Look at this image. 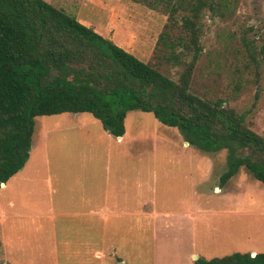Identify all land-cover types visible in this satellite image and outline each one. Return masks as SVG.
Listing matches in <instances>:
<instances>
[{
	"label": "rangeland",
	"instance_id": "374dc122",
	"mask_svg": "<svg viewBox=\"0 0 264 264\" xmlns=\"http://www.w3.org/2000/svg\"><path fill=\"white\" fill-rule=\"evenodd\" d=\"M46 1L164 74L177 79L182 70L159 57L157 40L168 22V13L153 0ZM200 20L203 50L192 73L191 87L199 96L226 100L229 107L245 114L250 129L264 136V68L256 69L249 63L241 42L245 34L255 39L258 46L263 43L264 0H231L230 8L222 14L205 11ZM59 117H64L61 124L67 128L62 132L54 125ZM74 117L85 121L89 128H101L100 121L85 112L35 117L30 158L6 182V189L0 191V209L6 215L0 228V263L193 264L195 259H190L193 256L210 259L232 252H264V184L245 166L232 179L221 182L220 176L227 169L226 149L202 152L192 145L183 148L185 140L177 128L166 126L152 113L140 110L128 112L125 119L128 135L141 137L132 147H158L163 153L156 154L154 160L145 154L143 162L132 156L128 176L131 180L140 177L142 189L146 184L145 193L152 195L153 200L146 203L145 209L153 207L159 211L158 216L132 218L130 232L124 231L122 225L113 226L111 233L82 249L60 241L66 235L58 227L59 218L48 223L40 219L44 223L36 228L30 223L31 218L16 217L17 212L41 208L46 176L50 174L55 179L65 172L62 176L67 177L66 170L60 171L53 164L60 154L58 151L50 150L48 156L53 162L46 168L44 131L51 130L48 139L54 138L49 141V147L56 146L60 138L71 139L73 134L81 138L79 129L71 128ZM67 148L65 142L63 149ZM153 165L156 169L150 174ZM123 174L127 176L125 170ZM180 185L186 189L193 185L194 198L182 195ZM217 186L221 189H216ZM182 204H194L200 210L189 217H176L171 210ZM96 251L101 253V256L97 254L98 258Z\"/></svg>",
	"mask_w": 264,
	"mask_h": 264
},
{
	"label": "trees",
	"instance_id": "16d2710c",
	"mask_svg": "<svg viewBox=\"0 0 264 264\" xmlns=\"http://www.w3.org/2000/svg\"><path fill=\"white\" fill-rule=\"evenodd\" d=\"M153 3L168 13L157 46L160 58L182 67L177 79L46 0H0V186L27 161L36 116L90 113L119 137L133 110L177 128L202 152L226 149L221 182L245 166L264 184V136L226 100L199 96L191 87L203 50L201 16L222 14L231 0ZM241 42L249 63L264 68V41L258 46L244 34ZM193 264H264V252L197 257Z\"/></svg>",
	"mask_w": 264,
	"mask_h": 264
},
{
	"label": "crops",
	"instance_id": "0c3cea01",
	"mask_svg": "<svg viewBox=\"0 0 264 264\" xmlns=\"http://www.w3.org/2000/svg\"><path fill=\"white\" fill-rule=\"evenodd\" d=\"M63 118L59 117L54 121V125L57 126L56 129H59L60 132L67 129L61 124ZM74 118L76 120L71 125V128H78L77 133L81 132V138L74 136L72 133L71 139L63 140L60 138L56 146L49 147V141L54 138L48 139L49 135L52 134L51 130L45 129L46 131H44L46 137L44 153L46 168H50V162H53L51 157L48 156L50 150L58 151L60 154L54 159L56 162L53 164L60 171L66 170L67 177L62 176L65 172H60L59 177L55 179H52L50 174L46 176L41 208L17 212L15 215L16 217L31 218L30 223L36 228H39V225L44 223L40 219L48 220L46 221L48 223L51 219L59 218L58 227L66 235L60 241L63 240L65 244H75L79 249H82L88 247L89 243H97L101 239L100 236L111 233L113 226L122 225L124 231L126 229V232H130L132 218L148 217L149 219H154L159 215V211L153 207L149 210L145 209L146 203H152L153 196L146 195L145 192L148 190L146 184L144 189L141 188L140 177L133 180L129 178L127 167L130 165L129 162L132 156H138V162L146 160L145 154L150 155L151 159L154 160L156 154L158 156V153H163V149L158 147H151L150 149L132 147V143L139 142L141 137L140 135H128L125 120L124 134L115 137L105 131L102 125L101 128H89L85 121L77 117ZM65 142L68 144L66 150L63 149ZM182 146H185L183 148H188L190 144L185 141ZM31 149L32 140L28 159L30 158ZM172 153L179 152L173 151ZM141 155H144V158ZM176 161L180 163L179 158ZM154 167L155 165L151 168L150 174L156 169ZM84 168L87 169L83 170ZM95 169L96 173L94 174ZM124 170L127 173L126 177L123 174ZM18 172L10 178H14ZM208 173H210V170ZM131 181L134 182L131 183ZM6 187L7 184L4 183L0 186V191L6 189ZM179 188L182 195L185 194L188 197H192L195 194L193 185L189 189L184 188L182 185ZM216 189L220 190L221 188L218 187ZM224 189L227 194L226 185ZM210 190L212 191V188L208 189V192ZM132 191L134 195H132ZM220 193H223V190ZM195 210H200V208H196L194 204H182L179 208L171 211H174L173 214L176 217L181 218L183 216L189 217L194 214ZM160 211L163 213L170 212ZM4 218H6V215L4 216L3 211L0 209V228L3 226ZM0 235L2 236V230ZM250 252L253 253V251ZM95 253V257L101 256L99 251ZM98 253H100V256L97 255ZM190 259L191 261L194 260V256Z\"/></svg>",
	"mask_w": 264,
	"mask_h": 264
},
{
	"label": "water",
	"instance_id": "95a60500",
	"mask_svg": "<svg viewBox=\"0 0 264 264\" xmlns=\"http://www.w3.org/2000/svg\"><path fill=\"white\" fill-rule=\"evenodd\" d=\"M4 183H1V185H3ZM252 255H254V253H252ZM194 259H197V256H194Z\"/></svg>",
	"mask_w": 264,
	"mask_h": 264
}]
</instances>
